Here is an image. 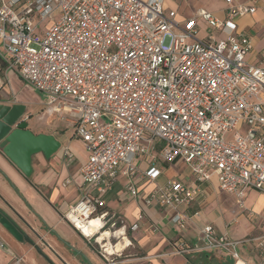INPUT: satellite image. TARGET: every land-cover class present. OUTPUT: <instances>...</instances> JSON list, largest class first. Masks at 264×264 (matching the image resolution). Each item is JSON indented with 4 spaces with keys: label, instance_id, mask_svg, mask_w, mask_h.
<instances>
[{
    "label": "built area",
    "instance_id": "built-area-1",
    "mask_svg": "<svg viewBox=\"0 0 264 264\" xmlns=\"http://www.w3.org/2000/svg\"><path fill=\"white\" fill-rule=\"evenodd\" d=\"M225 1L224 18L199 8L182 27L164 0H0V48L8 68L44 96L48 112L70 116L86 149L80 197L62 218L105 264L124 263L118 245L126 224L102 195L119 174L132 178L136 156L156 141L163 142V161L182 160L200 182L216 176L242 209L247 190L264 193V63L247 60L252 41L236 24L256 6ZM200 21L204 39L197 36ZM61 151L68 163L74 160L69 146ZM159 174L156 167L143 172L151 179ZM127 191L138 196L132 183ZM197 195L185 180L172 178L145 202L177 208ZM173 221L185 227L180 213ZM247 244L257 259L242 264H264V233L234 239L212 224L197 243L178 242L175 253L220 252L238 264Z\"/></svg>",
    "mask_w": 264,
    "mask_h": 264
},
{
    "label": "crops",
    "instance_id": "crops-1",
    "mask_svg": "<svg viewBox=\"0 0 264 264\" xmlns=\"http://www.w3.org/2000/svg\"><path fill=\"white\" fill-rule=\"evenodd\" d=\"M190 1L164 0L166 9L177 12L182 27L199 8H205L219 18L226 15L228 5L225 0H192L196 5L189 4ZM235 2L256 6L253 14L236 19V24L238 30L248 34L252 41L253 49L247 60L264 63V0ZM182 3L184 8H181ZM199 25V33L206 31L205 22L200 21ZM217 35L222 36L219 32ZM207 36L206 31V35L200 38ZM0 76L3 80L0 103L26 105L25 118L29 122L32 104L29 91L34 90L26 86L14 69L8 68L7 56L2 48ZM29 128L33 130L30 124ZM34 132L55 135L47 131ZM73 137L56 136L61 141V148L69 146L74 151L75 158L71 163L63 158L62 151L54 154L52 159L39 153L33 157V173L29 177L0 148V264H88L87 259L91 264H105L96 248L62 218L68 205L80 197L83 186L80 169L88 156L83 142L74 136V129ZM162 147L163 142L156 141L148 154H138L135 158L138 172L132 178L119 174L102 195L107 209L120 216L126 224V239L120 242L124 249L122 264H234V260L220 252L177 254L176 244L182 241L197 243L206 224H212L218 234L226 233L234 239L263 234L258 232L261 225L255 228L246 225L244 218L246 215L254 218L263 210L264 193L254 188L247 190L244 198L246 208L242 209L233 193L220 188L216 176L200 182L182 160L163 161L160 157ZM81 148L85 155L81 154ZM36 157L38 163L35 162ZM151 167L160 169L155 179L143 175ZM69 178L71 183L65 185ZM172 178H181L198 189L195 200L177 208L145 202L154 189ZM129 183L137 188L138 196L129 194ZM246 200H250V205ZM177 213L184 217V228L173 221ZM134 224H138L136 230L131 228ZM25 236L39 245L46 258ZM127 239L132 241L129 247L125 245ZM256 256L253 246L244 245L239 263L255 261ZM17 260H20L19 263Z\"/></svg>",
    "mask_w": 264,
    "mask_h": 264
},
{
    "label": "water",
    "instance_id": "water-1",
    "mask_svg": "<svg viewBox=\"0 0 264 264\" xmlns=\"http://www.w3.org/2000/svg\"><path fill=\"white\" fill-rule=\"evenodd\" d=\"M25 113L26 105L22 103H0V148L29 177L33 173V157L39 153L52 157L61 148V141L53 134L31 130ZM25 239L46 258L36 242L26 236ZM87 262L91 264L88 259Z\"/></svg>",
    "mask_w": 264,
    "mask_h": 264
},
{
    "label": "rangeland",
    "instance_id": "rangeland-1",
    "mask_svg": "<svg viewBox=\"0 0 264 264\" xmlns=\"http://www.w3.org/2000/svg\"><path fill=\"white\" fill-rule=\"evenodd\" d=\"M196 1V0H195ZM195 1H190L189 4H195ZM196 5V4H195ZM184 8V3L181 4V8ZM206 35V31L202 30L197 36L204 37ZM31 94L32 104L30 109L29 115V124L32 127L34 131L40 132V131H47L50 133H54L57 137H68L70 139H73V129L74 126L71 124V118L69 115L62 114V113H50L47 111L46 106V100L42 94H40L37 91H29ZM242 122L240 125L236 128V130H242L241 128ZM231 134L229 135V137ZM58 152H61V148L58 150ZM57 152V153H58ZM81 154L85 155L84 149H80ZM56 153V154H57ZM37 156V155H35ZM51 159L54 158L50 157ZM50 159V160H51ZM35 162L38 163V159L36 157ZM250 200H246L247 204ZM246 215V214H245ZM245 223L246 225H251L254 228L258 225H261L259 227V233L264 232V208L263 210L258 213L254 218L251 216H245ZM262 223V224H261Z\"/></svg>",
    "mask_w": 264,
    "mask_h": 264
},
{
    "label": "bare ground",
    "instance_id": "bare-ground-1",
    "mask_svg": "<svg viewBox=\"0 0 264 264\" xmlns=\"http://www.w3.org/2000/svg\"><path fill=\"white\" fill-rule=\"evenodd\" d=\"M94 228H90L89 230H93ZM122 243V242H121ZM118 248H121V244L118 245ZM108 249L111 250V244H108ZM123 249V248H122ZM240 264V263H238Z\"/></svg>",
    "mask_w": 264,
    "mask_h": 264
}]
</instances>
